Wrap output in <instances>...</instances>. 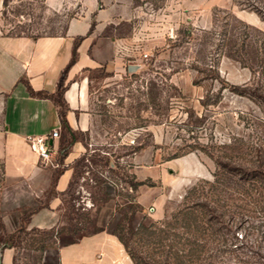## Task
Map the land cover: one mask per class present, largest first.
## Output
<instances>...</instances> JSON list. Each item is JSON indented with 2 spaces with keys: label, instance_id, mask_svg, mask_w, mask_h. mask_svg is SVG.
<instances>
[{
  "label": "rangeland",
  "instance_id": "obj_1",
  "mask_svg": "<svg viewBox=\"0 0 264 264\" xmlns=\"http://www.w3.org/2000/svg\"><path fill=\"white\" fill-rule=\"evenodd\" d=\"M81 1L0 0V33L61 34L68 19L81 15ZM118 5L117 19L101 35L123 40L113 55V61L122 59L121 67L106 62L86 72L94 120L90 131L76 133L85 149L72 162V180L61 196V224L54 232L24 225L27 236L11 247L13 264H57L59 244L110 231L124 217L131 226L168 217L181 207L186 189L213 179L210 153L220 156L226 150L221 146L235 138L264 141L257 105L221 88L225 82H252L241 59L250 61L255 45L264 41V0H120ZM188 153L196 155L204 176L185 174L174 162L161 183L150 179L154 189L143 191L139 203L138 189L126 182L133 161L157 165ZM249 186L245 182L243 188ZM217 187L206 185L203 195L198 191V198H191L216 216L213 233L205 236L209 250L197 264H264V191L244 193L232 183L221 192ZM132 198L138 206L130 207ZM3 230L0 224V241Z\"/></svg>",
  "mask_w": 264,
  "mask_h": 264
},
{
  "label": "crops",
  "instance_id": "obj_2",
  "mask_svg": "<svg viewBox=\"0 0 264 264\" xmlns=\"http://www.w3.org/2000/svg\"><path fill=\"white\" fill-rule=\"evenodd\" d=\"M120 0H82V13L68 19L61 34L3 35L0 33V224L5 232L14 231L26 215L25 225L39 229L56 228L61 224L62 194L73 176L72 162L84 151L76 138L60 162L56 152L51 162H42L30 145L28 137L48 135L53 129L60 137L52 139L57 151L64 141L59 108L49 94H54L61 71L71 58L76 37L84 36L77 45L75 62L66 71L62 94L65 121L74 133L90 131L94 112L90 103V79L86 75L101 63L122 59L113 55L123 40L101 35L106 24L117 19ZM107 4L104 8L102 4ZM94 19L91 31L90 24ZM42 95L31 94L29 90ZM178 167L192 177L204 176L202 164L192 153L177 159H165L157 165L141 166L133 161L138 180L151 179L161 183L166 168ZM60 173L53 183V175ZM154 186L138 187L141 193ZM52 190V191H51ZM51 191V193H50ZM161 201H164L165 196ZM158 211V209H156ZM159 212V211H158ZM13 248L2 251L1 263L13 264ZM57 264H133L117 237L107 230L84 234L76 240L59 244Z\"/></svg>",
  "mask_w": 264,
  "mask_h": 264
},
{
  "label": "trees",
  "instance_id": "obj_3",
  "mask_svg": "<svg viewBox=\"0 0 264 264\" xmlns=\"http://www.w3.org/2000/svg\"><path fill=\"white\" fill-rule=\"evenodd\" d=\"M93 25L92 21L88 33ZM83 37L78 36L74 40L71 58L60 73L56 92L48 95L58 106L60 122L66 129V133H63L64 141L56 151L58 152L57 162L61 161L69 145L77 138L76 133L71 131L66 124V107L62 94L65 88L66 71L75 62L76 48ZM244 44L242 41L240 46L242 50L245 48ZM241 60L244 66H247L252 72V82L239 85L224 81L225 83L221 88L228 87L233 93L246 96L253 101L260 111L258 121L264 128V41L255 45L250 61L246 58ZM29 91L34 95H42V93L34 92L31 89ZM221 147L226 150L220 151V156L214 157L208 153L215 163V169L212 173L213 179H201L186 189L182 196L181 207L171 213L170 216L148 223L139 222L136 226H131L129 218L124 217L123 222L117 223L111 229V233L122 244L133 264H197L201 260V254L209 250V240L205 236L208 237L209 232L210 234L213 233L212 222L216 216L211 215L212 213L206 203L194 201L191 198H198V196L203 195V189L206 185L212 190L217 189V186L220 185L221 192L224 188H228L229 183H232L236 189L242 188L244 193L251 189L261 195L264 191V141L260 140L259 137L253 144H249L242 138H235L234 142L223 144ZM59 173L60 168L53 175V183ZM126 182L131 190H137L141 185H154L149 178L137 180L133 173L127 176ZM245 182H249V190L243 188ZM137 204L133 202V198L130 199V207H136ZM26 217V215L21 217L20 224L14 231L10 233L4 231V238L0 241V253L4 248L15 247L25 239L28 234L24 226ZM32 231L45 232L39 228H33ZM48 231L54 232V229L51 228ZM56 233L58 232L56 231ZM45 247L44 244L40 245L42 250Z\"/></svg>",
  "mask_w": 264,
  "mask_h": 264
},
{
  "label": "built area",
  "instance_id": "obj_4",
  "mask_svg": "<svg viewBox=\"0 0 264 264\" xmlns=\"http://www.w3.org/2000/svg\"><path fill=\"white\" fill-rule=\"evenodd\" d=\"M59 131L53 129L48 135H37L33 137H28L31 147L36 151L39 159L46 163L51 162L56 150L53 144L49 143V139L57 138Z\"/></svg>",
  "mask_w": 264,
  "mask_h": 264
},
{
  "label": "water",
  "instance_id": "obj_5",
  "mask_svg": "<svg viewBox=\"0 0 264 264\" xmlns=\"http://www.w3.org/2000/svg\"><path fill=\"white\" fill-rule=\"evenodd\" d=\"M49 143L52 144V139H49Z\"/></svg>",
  "mask_w": 264,
  "mask_h": 264
}]
</instances>
